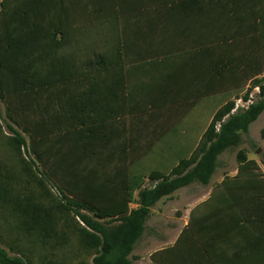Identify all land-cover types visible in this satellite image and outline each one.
<instances>
[{"label": "trees", "instance_id": "16d2710c", "mask_svg": "<svg viewBox=\"0 0 264 264\" xmlns=\"http://www.w3.org/2000/svg\"><path fill=\"white\" fill-rule=\"evenodd\" d=\"M0 4V99L8 117L28 134L58 192L98 220L120 222L108 233L79 217L82 241L101 246L92 264H132L151 208L195 181L207 185L218 154L264 111L262 99L231 113L233 98L264 74V0H162L158 7L174 15L169 32L150 33L141 49L117 28L108 34L104 17H75L69 0ZM109 74L117 80L102 78ZM112 85L119 93L110 96ZM210 103L213 110L203 114ZM122 118L131 123L130 140L110 141L109 127ZM210 120L222 122L218 132ZM198 123L201 132L185 149L180 141ZM237 160V175L205 203L208 217L220 221L215 231L254 229L264 239V172L242 151ZM148 180L157 184L132 208ZM21 211L25 234L38 233V245H12L13 255L0 247V264H56L42 254L50 241L41 220L48 212ZM189 232L193 224L181 234ZM6 237L0 232V242Z\"/></svg>", "mask_w": 264, "mask_h": 264}, {"label": "rangeland", "instance_id": "374dc122", "mask_svg": "<svg viewBox=\"0 0 264 264\" xmlns=\"http://www.w3.org/2000/svg\"><path fill=\"white\" fill-rule=\"evenodd\" d=\"M74 1L76 7L72 9L73 11L75 9L82 10L86 7L90 8L93 5L105 9L108 3L105 0H96L93 3H84L80 2V0ZM262 86H264V74L250 81L244 91L237 95L238 97L233 98L231 103L234 104V108H236L235 102L238 98L245 101L251 99L253 104L264 99L261 90ZM213 108L214 103L208 104L207 109L203 110V114H207ZM245 109V106L240 104L237 112L245 111ZM211 122L214 123L215 121L211 120L208 126ZM221 123L215 122V130L217 132L220 129ZM201 126L200 123L196 124L191 129L188 139L180 141V144L184 143L185 145V147H182L187 149V147L192 146L193 140L201 132ZM200 141H204V139ZM202 148L203 144L200 143L193 158L194 156L195 158L200 156ZM240 151L244 152L249 159L256 160L264 172V114L251 128L249 127L247 132H239L238 141L235 145L224 149L218 154L217 169L215 171V173L217 172V176L220 172L230 173L237 168V154ZM195 182L200 183L199 181ZM0 183L2 185L0 187V232L7 236L5 241L0 242V247L10 252V255L12 252L9 247L12 245L17 251H20L23 247L19 246V244L23 246L30 244L29 246H32L38 245L39 242L37 236L40 235L38 233L25 234L24 225L28 217L21 211L24 207L27 208L28 212H31V215L35 207H41L46 213L48 212V215L46 214L41 218L50 230L48 236L50 241L46 245V251H43L42 254L47 255L48 259L54 261L56 264H92L95 253L99 252L100 245L99 247H89L82 241V237L78 231L81 229V226L85 227V225L82 223L81 217H85L93 227H99L108 233L120 224V222H108L96 219L91 212L77 206L72 199L66 198L58 192L56 186L48 178L43 167L32 153L28 134L12 123L8 117L5 104L1 99ZM156 184V182L148 180L136 192L135 202L131 207L136 208L141 193ZM186 187L175 191L169 197L167 196V198H162L157 205L155 204V207L153 206L155 212L153 215L150 214L144 223L143 232L129 255L132 264H140L139 259L154 250L153 242L151 241L170 233V228L178 226V224L173 225L171 223L170 217H174L177 214L181 216L185 211ZM57 207H61V210L58 211ZM172 233H174V230H172ZM56 246L58 247L55 248ZM29 256L34 258V256Z\"/></svg>", "mask_w": 264, "mask_h": 264}, {"label": "crops", "instance_id": "0c3cea01", "mask_svg": "<svg viewBox=\"0 0 264 264\" xmlns=\"http://www.w3.org/2000/svg\"><path fill=\"white\" fill-rule=\"evenodd\" d=\"M69 1L75 3L74 0ZM94 1L96 0H80V2L84 3H93ZM105 1L110 4L106 2L107 6L105 9L93 5L90 8L86 7L82 10L75 9L71 11L77 18L104 17L106 20L103 22L105 24L103 26L108 34L111 29L117 28V31L119 30L121 33L129 35L133 44L130 46L131 48H145L146 43L143 42L150 33L161 35L164 32H169L170 23L174 15L169 14L168 10L158 7V3L162 0ZM114 3L115 5L112 6ZM102 78H105L107 82L117 80L115 75L110 74ZM116 92L119 93V90H117L115 85H112L109 95H114ZM122 107V110H124V106ZM234 109L231 112L232 114L237 112ZM263 114L259 116L258 120L261 119ZM126 119L122 118L121 121L115 122L109 127L108 135L111 134L110 141L130 140L131 123ZM139 121V119H135L138 131L141 129ZM256 122H253L251 126ZM216 173H214L207 185L195 182L186 187L185 211L181 216L177 214L174 217H170L171 223L173 225L178 224V226L170 228V233L151 241L153 242L154 250L140 258V264H264V239L261 235L254 234V229L246 232L236 230L239 233H226L223 229L215 231L216 224L221 223L208 217L209 209L205 203L215 188L226 177L233 178L237 175L238 166L230 173L220 172L218 176ZM154 207L151 208V215L155 212ZM191 224L195 228L194 234L189 232L186 235H182L181 233L185 228H187V231L190 230ZM172 230H174V233H172ZM154 253L155 260L153 261L151 256Z\"/></svg>", "mask_w": 264, "mask_h": 264}, {"label": "built area", "instance_id": "2783aa9c", "mask_svg": "<svg viewBox=\"0 0 264 264\" xmlns=\"http://www.w3.org/2000/svg\"><path fill=\"white\" fill-rule=\"evenodd\" d=\"M235 103H236V108L234 110H237L240 104L244 105L246 109H248L251 105H253V102L251 101V99L245 101V100H242L241 98H238V100Z\"/></svg>", "mask_w": 264, "mask_h": 264}]
</instances>
